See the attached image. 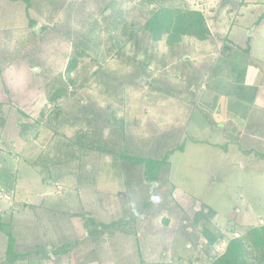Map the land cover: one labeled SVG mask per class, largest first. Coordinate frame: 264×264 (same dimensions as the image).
<instances>
[{
    "label": "rangeland",
    "instance_id": "rangeland-1",
    "mask_svg": "<svg viewBox=\"0 0 264 264\" xmlns=\"http://www.w3.org/2000/svg\"><path fill=\"white\" fill-rule=\"evenodd\" d=\"M182 1L204 14L206 40H152L153 7L138 1L0 0V220L19 249L70 245L41 264H208L237 230L264 223V0ZM76 46L87 53L69 75L76 85L51 103ZM53 107L69 120L49 130ZM18 111L40 125L19 126ZM112 117L125 122L126 154L73 142L91 129L119 141ZM201 207L223 235L207 259L192 219ZM81 217L113 232L87 236Z\"/></svg>",
    "mask_w": 264,
    "mask_h": 264
},
{
    "label": "trees",
    "instance_id": "trees-1",
    "mask_svg": "<svg viewBox=\"0 0 264 264\" xmlns=\"http://www.w3.org/2000/svg\"><path fill=\"white\" fill-rule=\"evenodd\" d=\"M130 2L138 1V4L141 6H152V11L149 12V17L146 19L143 24L144 31L147 32L151 39L154 41H160L165 37L168 44L180 42L182 37L193 38L197 41H204L209 37V29L206 24V19L201 11L191 9L188 4L180 0H129ZM113 4L114 2L111 1ZM125 2V1H124ZM115 9L119 12L120 7L123 5V1L115 3ZM241 2H238L237 6L240 7ZM111 5V3H110ZM109 10V6L102 9V13L105 18L109 16L106 15V11ZM29 25L31 26V34H37V31L34 30V27L37 25L36 22L30 21ZM73 56L68 60L65 67V73L68 75L67 83H62V86L56 85L51 89V97L49 96V101L55 103L62 97L67 96V86L76 85V82L69 78V75L76 70L78 66V59L86 56V51L82 50L78 46L74 48ZM139 67V66H138ZM141 68V67H140ZM101 71V69H96L92 75H95L96 72ZM103 73V72H102ZM91 75V74H90ZM66 82V81H65ZM44 119L47 129H57L65 124V121L69 120V117H65L61 108L53 107ZM19 112V111H18ZM87 109L82 110V113L85 114ZM22 119L17 120L19 126L26 125H40L33 121L29 115L20 113ZM84 117V116H83ZM82 117V118H83ZM86 117V116H85ZM25 118V120H24ZM27 118V119H26ZM205 118L208 120L207 116ZM87 122H91L90 117H86ZM22 120V121H21ZM79 117H76L73 121L78 122ZM85 120V118H84ZM112 120L117 123L119 126L118 131L120 133V140L114 142L111 140V137L103 132L96 133L92 131L89 134L88 131H84L75 138L73 141L79 146V149L82 150H91L99 155H116L120 156L121 153L126 154L125 144H128L127 134L122 133L125 129V122L122 119L115 120L112 117ZM111 120V121H112ZM210 120L211 116H210ZM64 121V122H63ZM110 122V121H109ZM212 122V121H211ZM229 128H232V125H228ZM37 127H34V129ZM228 128V129H229ZM21 130V129H20ZM56 133L57 130H53ZM37 132V130H35ZM98 132V133H97ZM89 136V137H88ZM36 137V134L33 136ZM96 137V138H95ZM94 139H98L95 143ZM121 142V143H120ZM127 148V147H126ZM129 150V148H127ZM129 158L130 152H128ZM133 153V152H131ZM121 157V156H120ZM119 157V158H120ZM144 162H146V167L150 164L156 163V159L152 160L151 158L143 157ZM133 161V160H132ZM154 161V162H153ZM143 162V163H144ZM148 170V169H147ZM147 171L144 173L143 179L146 182H152L156 180V171ZM149 206H143L142 209L134 211L131 213V219L140 217L141 211L148 208ZM137 214V215H136ZM215 215V211L207 209L206 207H201L198 212L195 213L193 219V225L200 230L201 237L206 241L203 245L204 251L201 256H204L207 259L210 254L214 253L215 245L221 243L223 240V235L218 232L211 230L208 227L210 220ZM82 225L86 231L87 236H96L97 234L104 233L108 234L113 232L114 224H105L97 222L91 218L84 220V217H81ZM11 223L10 221L0 220V235H4L5 247L4 251L0 255V264H29L34 262V264H41L43 261H48L50 255H53L57 258L62 254H65L68 251L70 245H63L61 247L55 248L51 251H48L46 247H41L36 245L35 247H25L24 249H19L14 244V239L11 234ZM112 228V230H110ZM231 235L239 233L240 237H231L228 242H226L223 252L219 255L214 256L210 263L208 264H264V223L262 225H254L246 228L244 230H237L234 233V227L231 225ZM110 230V231H109ZM234 233V234H233ZM69 244V243H68ZM50 252V253H49ZM200 256V257H201ZM199 259L202 261V259ZM138 264H148L144 259H141ZM161 264H175L169 262H162Z\"/></svg>",
    "mask_w": 264,
    "mask_h": 264
},
{
    "label": "crops",
    "instance_id": "crops-1",
    "mask_svg": "<svg viewBox=\"0 0 264 264\" xmlns=\"http://www.w3.org/2000/svg\"><path fill=\"white\" fill-rule=\"evenodd\" d=\"M205 90H203V92H204ZM0 104H2V102L0 101ZM13 208H15V207H12V210H13ZM13 213V211H11L10 212V214L9 215H11ZM235 236H236V234H235ZM176 255H179V253H175ZM148 258H150L149 256H147ZM180 257V256H179ZM143 259L145 260L146 259V255L143 257ZM147 260V259H146ZM109 261V260H108ZM110 262V261H109ZM148 264H153V262H151V260H147L146 261ZM76 263V261H74V264ZM79 263H81V264H84V262H79ZM100 263H102V264H104L103 262H100ZM137 263H138V261H137ZM175 264H180L179 263V260L177 261V262H174ZM78 264V263H77ZM111 264H112V262H111ZM161 264V263H160Z\"/></svg>",
    "mask_w": 264,
    "mask_h": 264
}]
</instances>
